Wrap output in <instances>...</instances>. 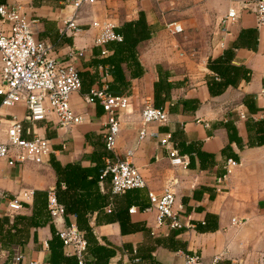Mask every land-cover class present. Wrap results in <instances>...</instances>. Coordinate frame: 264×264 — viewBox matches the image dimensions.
I'll return each mask as SVG.
<instances>
[{"label": "crops", "instance_id": "obj_1", "mask_svg": "<svg viewBox=\"0 0 264 264\" xmlns=\"http://www.w3.org/2000/svg\"><path fill=\"white\" fill-rule=\"evenodd\" d=\"M247 1L99 0L78 9V30L71 32L64 30L63 22L72 16L64 0H5L19 5L27 18L35 20V39L49 44L57 58L65 60L69 52H83L75 63L81 86L69 97L70 108L82 122L59 130L55 116L48 113L30 126L32 134L48 140L51 148L40 164L7 166L0 160V191L5 194L0 198L1 231L13 227L16 216L33 214L32 192L54 190L52 160L60 166L75 164L82 169L95 165L92 154L102 152L105 117L98 104L86 103L83 96L104 72L92 65L101 56L100 48L94 45L97 30L89 23L108 19L116 29L141 12L150 30L149 38L136 46L142 74L130 79L122 91L128 108L118 115L119 129L110 157L123 159L124 152L131 151L128 161L137 168L144 187L119 195H111L106 182L93 187L101 208L79 206L94 239L87 245L85 264H183L182 255L190 253L199 255L205 264L214 256L221 264H264V144H256V131L262 127L258 122L264 120V26L256 25L249 10L239 9ZM229 7L239 14L228 28L230 35L224 37L219 21ZM168 23L179 25L182 32L168 33ZM248 29L255 31V47L234 49L224 60L223 51L232 46L241 30ZM215 58H221L220 68L227 64L243 67L248 71L247 79L227 85L219 95H210L206 82L214 74L206 64ZM105 75L104 81L110 83L111 77ZM158 78L170 86L166 98L162 99V93L157 97V108L166 112L167 121L145 125V135L138 139L142 127L139 112L145 104L155 103L152 84ZM24 113L20 102L0 108V120H14L25 127ZM4 140L0 131V142ZM224 147L227 149L222 154ZM171 151L188 160L189 167L172 164ZM228 155L234 156V165L217 181L224 176ZM166 187L172 190L175 205L180 206V217L192 228L156 227L154 211H147V192L159 194ZM27 192L30 196L22 198ZM79 194L82 200L84 193ZM17 196L19 208L12 202ZM129 208L134 210L131 214ZM231 219L243 224H231ZM22 223L16 222L15 227H22ZM49 224L55 231L67 226L76 229L72 213L28 228L19 242L0 243V264H47ZM97 246L111 255L96 261V251L92 254V250ZM61 253L73 256L70 248H62ZM15 257L19 261H14Z\"/></svg>", "mask_w": 264, "mask_h": 264}, {"label": "built area", "instance_id": "obj_2", "mask_svg": "<svg viewBox=\"0 0 264 264\" xmlns=\"http://www.w3.org/2000/svg\"><path fill=\"white\" fill-rule=\"evenodd\" d=\"M71 7L72 16L64 23V30L76 32V13L83 5L92 6L99 0H64ZM229 1V0H222ZM239 9L249 10L255 17L257 26H264V0H249L243 3ZM238 11L227 8L219 21L223 36L230 35L228 28L235 24ZM35 20L27 18L21 7L13 3L0 5V108H10L22 102L25 113L22 123L14 120H0V131L5 140L0 142V160H4L7 166L23 165L27 163L40 164L46 158L51 148L45 138L32 134L30 126L33 123L46 118L51 113L56 118V128L68 130L82 122V118L76 115L69 106V97L80 89V80L75 63L83 56L82 51L69 52L65 60L55 56L49 44L37 40L34 37ZM91 28L97 30L94 45L100 48V56L108 53L104 45L109 42H119L115 25L108 19L100 22L91 21ZM170 34H179L182 28L175 23L165 26ZM223 42H220V46ZM102 70L101 67H97ZM105 73V72H104ZM101 74L98 86L92 87L83 99L88 104H98L105 117L102 138L104 147L111 152L114 149L115 138L119 129L118 115L128 108L127 95L112 96L105 92V74ZM142 127L138 131V139L145 135L144 126L149 123L158 125L167 121L166 112L160 108H153L145 104L139 112ZM22 133L31 135L24 138ZM131 151L124 152L123 159L108 160L105 163L103 175L109 176V192L111 195L123 194L127 190L141 189L144 182L129 161ZM172 164L187 166V160L183 156H177L175 151L169 153ZM232 160H226L224 176L228 173V167L233 166ZM30 193H22L21 197L27 199ZM0 198L5 194L0 191ZM147 211H154L157 228L169 230L190 229L192 226L182 220L179 215L180 206L175 205L174 194L170 187L164 188L159 194L147 192ZM14 206L19 208L18 196L12 200ZM47 211L51 220H58L63 214L62 207L56 202L53 191H47ZM133 208L127 212L131 214ZM231 224L242 225V221L231 219ZM56 235L61 241L62 248H70L77 264H84L85 242L73 226L56 230ZM183 264H205L199 255L195 253L183 254ZM15 257L14 261H19ZM264 263V253L261 255ZM207 264H221L218 256H214Z\"/></svg>", "mask_w": 264, "mask_h": 264}, {"label": "trees", "instance_id": "obj_3", "mask_svg": "<svg viewBox=\"0 0 264 264\" xmlns=\"http://www.w3.org/2000/svg\"><path fill=\"white\" fill-rule=\"evenodd\" d=\"M5 0H0V5L4 4ZM114 32L120 36L119 42H109L104 45L105 50L109 54L105 57H100L92 62L94 67H101L103 72L111 77V82L106 83L105 92L112 96L125 95L122 93L126 90L129 85V80L138 78L142 74V69L137 61L136 46L149 38L150 30L144 21L143 14L138 12L137 18L133 21L126 22L117 27ZM255 31L254 30H241L234 43L229 49L223 51V59L226 56H230L234 49L239 47L243 48H254L255 47ZM100 53V52H99ZM100 55V54H99ZM229 58V57H228ZM221 58H215L207 61L206 68L212 72L214 75L208 81L206 85L207 91L210 95H219L223 88L227 85H234L239 79L246 80L248 77V71L243 67L239 66H227L221 67ZM222 59V60H223ZM78 77L81 79L78 73ZM219 78V81L216 80ZM100 76L95 83L98 86ZM92 87H88L87 92ZM154 102L152 103L153 108L160 106L158 102V94L162 93V99L166 98L170 86L164 80L158 78L156 82L152 84ZM84 94V95H85ZM262 127L256 131V144H264V120L258 122ZM102 152L95 154L93 152L92 160L95 161V165L89 169H82L79 166L66 165L60 166L55 161H51V167L56 177L55 187L53 190V195L56 202L62 207L64 213H72L76 220V230L80 232L84 242H85V253L87 254V245L89 243H94L92 234L89 227L87 226V218L79 212V206L82 203L84 208L86 206L91 209L101 208V200L94 192L93 187L102 182L109 184V176L107 174L103 175V170L105 163L111 160L110 152L104 147V141ZM225 149H222V154H225ZM102 157V158H101ZM226 160L232 159V155H228ZM101 158V159H100ZM106 160L104 161V159ZM189 167V161L187 160V166ZM79 192L84 193V198L79 200ZM110 193V192H109ZM33 197V214L30 217H20L16 216L13 221V227L1 231L0 228V243H16L19 242L23 237H26L28 228H36L45 225L50 221V216L47 211V191L32 192ZM91 206H89V205ZM16 222H23L22 227H15ZM204 224V223H203ZM51 225V224H49ZM26 228V229H25ZM14 229V230H12ZM51 239L47 242V248L49 252V257L47 264H77V260L74 256L66 257L61 253L62 244L56 235V231L50 226ZM93 251H96L95 253ZM95 254L96 261L101 259H107L111 253L104 248L97 246L95 250H92V254ZM85 264V261H84Z\"/></svg>", "mask_w": 264, "mask_h": 264}]
</instances>
